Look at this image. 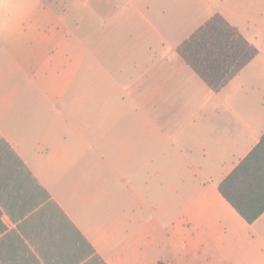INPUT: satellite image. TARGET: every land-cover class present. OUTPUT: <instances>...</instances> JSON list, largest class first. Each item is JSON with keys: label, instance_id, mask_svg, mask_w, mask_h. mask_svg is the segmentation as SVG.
I'll use <instances>...</instances> for the list:
<instances>
[{"label": "crops", "instance_id": "1", "mask_svg": "<svg viewBox=\"0 0 264 264\" xmlns=\"http://www.w3.org/2000/svg\"><path fill=\"white\" fill-rule=\"evenodd\" d=\"M216 15L257 50L218 92ZM263 135L264 0H0V264H264L219 192Z\"/></svg>", "mask_w": 264, "mask_h": 264}, {"label": "trees", "instance_id": "2", "mask_svg": "<svg viewBox=\"0 0 264 264\" xmlns=\"http://www.w3.org/2000/svg\"><path fill=\"white\" fill-rule=\"evenodd\" d=\"M178 53L218 92L257 55V50L216 15L183 42ZM219 192L249 224L264 212V135L220 183Z\"/></svg>", "mask_w": 264, "mask_h": 264}, {"label": "rangeland", "instance_id": "3", "mask_svg": "<svg viewBox=\"0 0 264 264\" xmlns=\"http://www.w3.org/2000/svg\"><path fill=\"white\" fill-rule=\"evenodd\" d=\"M51 1V0H50ZM53 4L55 6H59L60 5V0H52Z\"/></svg>", "mask_w": 264, "mask_h": 264}]
</instances>
